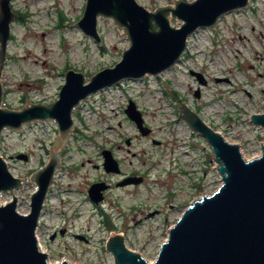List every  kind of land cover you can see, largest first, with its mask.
<instances>
[{
    "label": "rangeland",
    "instance_id": "obj_1",
    "mask_svg": "<svg viewBox=\"0 0 264 264\" xmlns=\"http://www.w3.org/2000/svg\"><path fill=\"white\" fill-rule=\"evenodd\" d=\"M137 1L150 11L174 5V0ZM85 4L86 0H10L16 17L2 75L3 108L19 110L28 100L55 102L67 70L83 72L88 82L122 59L130 41L112 19H98L103 47L72 28L82 18ZM176 21L180 27L182 21ZM129 99L151 129L145 135L125 112ZM183 102L228 141L240 144L246 159L261 155L264 127L253 126L250 116L264 113V0H251L248 9L224 15L215 29L200 28L190 35L175 67L104 89L74 110L75 135L62 156L37 229L53 264L62 259L114 264L106 249L112 232L124 233L128 248L153 262L184 209L221 186L209 143L179 116ZM53 147H60L53 119L24 125L22 133L3 131L0 153L12 172L27 181L23 190L15 191L21 213L31 211L37 189L31 174L47 164ZM104 148L113 150L126 172L137 169L146 180L113 190L100 206L88 194L94 180L107 177L102 167H95L104 161ZM19 152L28 153V161L18 159ZM11 199V192L0 193V202ZM65 228L52 239L55 230Z\"/></svg>",
    "mask_w": 264,
    "mask_h": 264
},
{
    "label": "water",
    "instance_id": "obj_2",
    "mask_svg": "<svg viewBox=\"0 0 264 264\" xmlns=\"http://www.w3.org/2000/svg\"><path fill=\"white\" fill-rule=\"evenodd\" d=\"M250 4L251 0H174V5L150 11L137 0H86L83 16L72 28L83 31L103 47L98 19L100 16L112 19L124 39L130 41V47L123 50L119 62L99 70L88 82L83 72L67 70L55 102L43 104L28 100L21 109L15 110L2 107L5 93L2 75L10 26L16 14L10 0H0V137L5 129L22 133L24 125L53 119L58 124L60 142L58 150L51 149L47 164L30 177L37 189L31 196V211L25 214L18 210L15 194L17 189L23 190L24 181L12 174L0 154V193H12L10 201L0 202V264H53L49 253L40 248L36 230L56 171L62 165V152L74 132V109L91 94L125 80L158 76L175 67L186 51L190 35L200 28L215 29L224 15L248 9ZM177 19L182 21L180 27ZM192 73L205 83L200 73ZM179 109L180 118L209 143L222 184L184 209L169 229L168 238L153 262L128 248L124 233L112 232L106 249L112 253L114 264H264V145H261V155L246 159L240 144L228 141L185 102ZM127 113L142 134L150 131L133 102L128 105ZM250 123L264 127V113L252 114ZM103 155L106 171L118 172V162L112 153L104 150ZM17 158L28 161L29 156L20 153ZM108 188L105 182L92 184L90 199L100 205L103 191ZM57 264L74 263L62 259Z\"/></svg>",
    "mask_w": 264,
    "mask_h": 264
},
{
    "label": "flooded vegetation",
    "instance_id": "obj_3",
    "mask_svg": "<svg viewBox=\"0 0 264 264\" xmlns=\"http://www.w3.org/2000/svg\"><path fill=\"white\" fill-rule=\"evenodd\" d=\"M66 70H67V69H66ZM98 93H101V92H98ZM94 95H97V93L91 95V96L88 98V101L82 102V104L80 105V107H82L85 103L89 102V100L91 99V97L94 96ZM130 102H133V103L136 105V103H135L132 99H129L128 103L130 104ZM128 103H127V108H128V105H129ZM80 107H79V108H80ZM79 108H76L75 110H77V109H79ZM127 108L125 109V112H126L128 118H130L129 115H128V113H127ZM136 109H138L137 105H136ZM138 110H139V109H138ZM139 111H140V110H139ZM140 112H141V111H140ZM73 113H74V112H73ZM130 119H131V118H130ZM131 120H132V119H131ZM132 121H133V120H132ZM136 125H137V124H136ZM137 127H138V126H137ZM74 130H75V127H74ZM149 130H151V129H149ZM74 132H75V131H74ZM74 132H73V134L75 135ZM70 139H71V136H70ZM70 139H69V142H68L67 146L64 148V150H63V152H62V156L66 154V152H67V150H68V148H69V146H70ZM130 142H131L130 139H127V140H126V143H127L128 145H130ZM104 150H109V151L112 153L113 157L117 160V162H118V167H119V171H118V172H107V171H106V168H105V166H104L105 157H104L103 152H102V155H103V157H104V161L101 163V166H99L98 164H96L95 167H96V168L102 167V168L104 169V172H107V173H106V174H107V177H105V178H100V179L94 180V181L92 182V184H94V183L105 182L106 185H109V188L103 191V200L99 203L100 206H102L104 203H106L107 200H110V199H108V197H109L110 192H112L113 190H115V189H123V188H128V187H135V186L140 185V183L142 184V183L146 180V176L144 175V173H141V172L138 171L137 169H134V170H131V171H129V172H128V171L126 172V171L124 170V168H123V162H122V160H120L119 158H117V157L114 156V152H113L112 149H110V148H104L103 151H104ZM19 153H22V152H19ZM19 153H17L16 156H17ZM23 153H24V152H23ZM27 154H28V153H27ZM28 155H29V154H28ZM133 155H135V154H133ZM92 184H91V185H92ZM88 195H89V194H88ZM89 200L92 202V200L90 199V196H89ZM92 203H94V202H92ZM158 211H159V210L157 209L156 212H158ZM62 230L65 231L66 228H65V229H62ZM62 230H61V229H59V230H55V231L53 232V234L57 237V236H59V233H60ZM78 236H79V235H77V237H78ZM80 236H82V235H80ZM56 237H55V238H56ZM84 239H85L86 241H88V238H86V236H84Z\"/></svg>",
    "mask_w": 264,
    "mask_h": 264
},
{
    "label": "built area",
    "instance_id": "obj_4",
    "mask_svg": "<svg viewBox=\"0 0 264 264\" xmlns=\"http://www.w3.org/2000/svg\"><path fill=\"white\" fill-rule=\"evenodd\" d=\"M122 84H124V83H122ZM122 84H121V85H122ZM3 104H4V103H3ZM7 163H8V161H7ZM8 165H9V169H10V171L12 172V168L10 167V164H9V163H8ZM12 174H13L14 176H16V177H20V175H19V174H15V172H12ZM20 178L23 179L24 183H27V181H25V178H23V177H20ZM39 245H40V244H39ZM42 250L47 252V250H46L45 248H43Z\"/></svg>",
    "mask_w": 264,
    "mask_h": 264
},
{
    "label": "bare ground",
    "instance_id": "obj_5",
    "mask_svg": "<svg viewBox=\"0 0 264 264\" xmlns=\"http://www.w3.org/2000/svg\"><path fill=\"white\" fill-rule=\"evenodd\" d=\"M36 232H37V230H36ZM37 236H38V240H39L40 248L43 249L44 247H43V244H42V242H41V240H40V236H39L38 234H37Z\"/></svg>",
    "mask_w": 264,
    "mask_h": 264
},
{
    "label": "trees",
    "instance_id": "obj_6",
    "mask_svg": "<svg viewBox=\"0 0 264 264\" xmlns=\"http://www.w3.org/2000/svg\"><path fill=\"white\" fill-rule=\"evenodd\" d=\"M106 221V223L108 222V220H105Z\"/></svg>",
    "mask_w": 264,
    "mask_h": 264
}]
</instances>
